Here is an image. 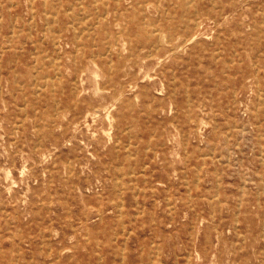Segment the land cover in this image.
Listing matches in <instances>:
<instances>
[{"label": "rangeland", "instance_id": "obj_1", "mask_svg": "<svg viewBox=\"0 0 264 264\" xmlns=\"http://www.w3.org/2000/svg\"><path fill=\"white\" fill-rule=\"evenodd\" d=\"M262 183L264 0H0V264H264Z\"/></svg>", "mask_w": 264, "mask_h": 264}, {"label": "bare ground", "instance_id": "obj_2", "mask_svg": "<svg viewBox=\"0 0 264 264\" xmlns=\"http://www.w3.org/2000/svg\"><path fill=\"white\" fill-rule=\"evenodd\" d=\"M95 2H96V0H95ZM139 3V2H138ZM187 3V2H186ZM196 4V3H195ZM11 5V4H10ZM9 5V6H10ZM30 6V5H29ZM9 8V7H8ZM167 10V9H166ZM166 10H165V12H166ZM43 11V10H42ZM165 14V13H164ZM10 15V14H9ZM33 16V15H32ZM46 17V16H45ZM40 19V18H39ZM95 23H97V22H95ZM94 23V24H95ZM29 24V23H28ZM144 24V23H143ZM148 24V23H147ZM180 26L178 27V29L177 30H174V33L171 35V38H170V40L172 39V38H176V37H181V36H183L184 35V33L186 32V31H188V32H190V34L188 35V36H184V38H180V39H182V42H185V41H193V40H195V38L198 36V30H199V22L197 21V17H196V13H193V14H187V15H185L184 17H182V19L180 20ZM30 25V24H29ZM73 25V24H72ZM91 27V26H90ZM154 28V27H153ZM92 29V28H91ZM30 30V29H29ZM11 31H13V27H12V30ZM10 31V32H11ZM18 31H19V29H18ZM44 31V30H43ZM154 31V30H153ZM152 31V32H153ZM9 33V32H8ZM118 34V33H117ZM159 34V33H158ZM12 35V34H11ZM148 35V34H147ZM151 35V34H150ZM43 37V36H42ZM41 37V38H42ZM78 38V37H77ZM149 39V38H148ZM177 40V39H176ZM124 42V41H123ZM31 43V42H30ZM163 44H164V41H163ZM168 44V43H167ZM53 45V44H52ZM109 45V44H108ZM162 45V44H161ZM166 45V44H165ZM62 47V46H61ZM158 47V46H157ZM174 47H176V46H174ZM179 47H180V45H179ZM34 48H35V46H34ZM108 48H110V47H108ZM108 48H107V50H108ZM140 48V47H139ZM263 48V47H262ZM179 49V48H178ZM61 50V49H60ZM174 50H175V48H174ZM118 51H119V49H118ZM177 51V50H176ZM42 52V51H41ZM105 52H107V51H105ZM135 52H136V49H135V47H133V49H132V51H131V55H134L135 54ZM172 52H173V49H172ZM235 52V51H234ZM71 53H73V52H71ZM83 53V52H82ZM149 53V52H148ZM167 54V53H166ZM237 54V53H236ZM72 55H74V54H72ZM150 55V54H149ZM148 55V56H149ZM59 56H60V54H59ZM44 57V56H43ZM48 57V56H47ZM146 57V56H145ZM157 57V56H156ZM218 57V56H217ZM160 59V58H159ZM215 59V58H214ZM54 61V60H53ZM111 61V60H110ZM159 61V60H158ZM52 62V61H51ZM50 63V62H49ZM108 63H110V62H108ZM252 63V62H251ZM254 65V64H253ZM42 66V65H41ZM155 66V65H154ZM41 68V67H40ZM153 68V67H152ZM154 69V68H153ZM257 69V68H256ZM255 69V70H256ZM67 70V69H66ZM98 71V70H97ZM54 72H55V70H54ZM147 72V71H146ZM226 72V71H225ZM29 73V72H28ZM75 73V72H74ZM82 73V72H81ZM95 73V72H94ZM69 74V73H68ZM67 74V75H68ZM83 74H84V72H83ZM92 74V73H91ZM127 74H129V73H127ZM11 75V74H10ZM41 75V74H40ZM45 75V74H44ZM47 75V74H46ZM59 75V74H58ZM95 75V74H94ZM147 75V74H146ZM33 76L35 77V75L33 74ZM96 76V75H95ZM148 76V75H147ZM49 77H52V76H49ZM94 77V76H93ZM97 77V76H96ZM151 77V76H150ZM45 78V77H44ZM257 78V77H256ZM51 78H49V80H50ZM90 79V78H89ZM94 79V78H93ZM92 79V80H93ZM34 80V79H33ZM46 80V79H45ZM44 80V81H45ZM96 81V80H95ZM93 82H94V80H93ZM257 82V81H256ZM51 83H52V81H51ZM80 83H82L81 81H80ZM97 83V82H96ZM96 83H95V85H96ZM7 84V83H6ZM46 83H44L43 85H45ZM61 84V83H60ZM121 84V83H120ZM42 85V84H41ZM75 85V84H74ZM62 86V85H61ZM72 86V85H71ZM94 86V85H93ZM216 86V85H215ZM44 87V86H43ZM53 87V86H52ZM75 87V86H74ZM186 87V86H185ZM40 89V88H39ZM38 89V90H39ZM36 91V90H35ZM260 91V90H259ZM38 92V91H37ZM81 92H82V90H81ZM80 92V93H81ZM92 92V91H91ZM51 93H52V91H51ZM263 93V92H262ZM53 94V93H52ZM258 94V93H257ZM257 96V95H256ZM257 100V99H256ZM234 102V101H233ZM25 104V103H24ZM257 104V103H256ZM233 105V104H232ZM113 107V106H112ZM111 107V108H112ZM5 108V107H4ZM107 108V107H106ZM23 109V108H22ZM170 109V108H169ZM191 110V109H190ZM25 111V110H24ZM98 108L96 107V105H88L87 106V108L85 109V113H86V115L87 114H89V115H95L96 113H98ZM104 111V110H103ZM110 111V109L108 110V112ZM178 111V110H177ZM108 112H106V113H108ZM188 112V111H187ZM186 112V113H187ZM24 113H26V112H24ZM254 113V112H253ZM54 114H56V112L54 113ZM109 114V113H108ZM108 114H105V116L106 115H108ZM26 115V114H25ZM24 116V115H23ZM108 117V116H107ZM106 117V118H107ZM43 118V117H42ZM41 119V118H40ZM93 119V118H92ZM189 119V118H188ZM24 120V119H23ZM43 120V119H42ZM108 121H109V118H108ZM43 122V121H42ZM260 122V121H259ZM52 123H53V121H52ZM169 123H172V122H169ZM207 123V122H206ZM88 124V123H87ZM250 124V123H249ZM43 125V124H42ZM89 125V124H88ZM36 126V125H35ZM111 126V125H110ZM40 127H42V126H40ZM112 127V126H111ZM244 129V128H243ZM248 130V129H247ZM106 131V130H105ZM110 132V131H109ZM38 139V138H37ZM129 140V139H128ZM135 144H137V143H135ZM119 146V145H118ZM34 147V146H33ZM44 147V146H43ZM125 147V146H124ZM149 147V146H148ZM147 148V147H146ZM116 149V148H115ZM125 149V148H124ZM145 149V148H144ZM185 149V148H184ZM39 150V149H38ZM88 153V152H87ZM136 153V152H135ZM134 153V154H135ZM49 154V153H48ZM259 154H260V152H259ZM178 155V154H177ZM208 155H211V153L210 154H208ZM45 156V155H44ZM51 156V155H50ZM133 156V155H132ZM95 157V156H94ZM217 157V156H216ZM219 157V156H218ZM217 157V158H218ZM227 157H228V155H227ZM260 159V158H259ZM236 160V159H235ZM44 161V160H43ZM202 161H203V159H202ZM233 161H234V159H233ZM134 162H135V160H134ZM213 162V161H212ZM54 163V162H53ZM86 163V162H85ZM118 166V165H117ZM116 166V167H117ZM120 166H122V165H120ZM133 166V165H132ZM45 168H46V166H45ZM132 168V167H131ZM142 168V167H141ZM49 170V169H48ZM49 172V171H48ZM141 172H143V171H141ZM238 172V171H237ZM133 173V172H132ZM129 174V173H128ZM123 175H124V173H123ZM122 175V176H123ZM219 175V174H218ZM261 176V175H260ZM242 179V178H241ZM196 180H198V179H196ZM254 181V180H253ZM129 182H130V180H129ZM216 182H217V180H216ZM263 182V181H262ZM246 183V182H245ZM263 184V183H262ZM264 185V184H263ZM196 186V185H195ZM257 186V185H256ZM263 187V186H262ZM241 188V187H240ZM132 189V188H131ZM151 189V188H150ZM258 190V189H257ZM216 193V192H215ZM214 193V194H215ZM187 194H189V192L187 193ZM216 195H217V193H216ZM166 197V196H165ZM210 198V197H209ZM212 198V197H211ZM213 200V199H212ZM239 202H240V199L238 200ZM238 202V203H239ZM237 203V204H238ZM168 205V204H167ZM166 205V206H167ZM239 205V204H238ZM143 206V205H142ZM237 206V205H236ZM142 208V207H141ZM238 210V209H237ZM169 211V210H168ZM97 212H98V210H97ZM102 212V211H101ZM141 212V211H140ZM137 213V212H136ZM213 213V212H212ZM235 213H236V211H235ZM121 215V214H120ZM196 215V214H195ZM101 216V215H100ZM235 222V221H234ZM236 223H237V221H236ZM235 223V224H236ZM193 226V225H192ZM262 226V225H261ZM49 230V229H48ZM122 230V229H121ZM189 231V230H188ZM264 231V230H263ZM262 231V232H263ZM115 232V231H114ZM197 232H198V230H197ZM263 234H264V232H263ZM189 235V234H188ZM244 236V235H243ZM215 237H217V236H215ZM262 237V236H261ZM264 237V236H263ZM244 238V237H243ZM153 241H151V243H152ZM216 244V243H215ZM48 245V244H47ZM124 245V244H123ZM124 247V246H123ZM50 250V249H49ZM151 250V249H150ZM263 251V250H262ZM115 255V254H114ZM17 257V256H16ZM187 258V257H186ZM198 258V257H197ZM17 259V258H16ZM120 260V259H119ZM211 262V261H210ZM47 263V262H46ZM155 263V262H154Z\"/></svg>", "mask_w": 264, "mask_h": 264}]
</instances>
